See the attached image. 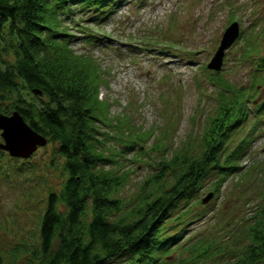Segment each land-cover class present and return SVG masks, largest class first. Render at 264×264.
Returning a JSON list of instances; mask_svg holds the SVG:
<instances>
[{"label":"rangeland","instance_id":"1","mask_svg":"<svg viewBox=\"0 0 264 264\" xmlns=\"http://www.w3.org/2000/svg\"><path fill=\"white\" fill-rule=\"evenodd\" d=\"M89 16L86 10L72 14L75 19ZM66 20L75 35L71 46L94 61L99 71L100 77L93 76L98 86L92 88L98 108L93 114L100 119L97 136L112 159L107 167L124 176L116 198L127 211L142 190H149V176L160 173L162 158L176 150L197 154L201 149L204 129L220 101L219 87L210 78L215 70L208 63L231 22L238 21L245 34L256 22L259 29L264 27V0H122L100 24ZM87 33L94 41L87 40ZM237 46L226 50L220 72L241 83L250 68L233 64ZM259 89L258 94L264 85ZM22 90L26 101L40 99ZM250 126L236 133V141ZM109 134L116 136L106 137ZM124 137L135 142L132 148L124 149ZM251 138L239 162L241 171L222 181L219 194L211 173L179 200L165 230L183 228L184 245L166 254L168 264H187V248L196 242L212 245L193 259L194 264H225L241 247L244 220L264 203V125ZM55 147L51 139L27 159L0 152V252L10 264H29L24 247L39 243V221L49 191L58 192L66 180L64 161L54 153ZM166 170L160 179L164 188L171 181V170ZM208 192L214 194L204 203Z\"/></svg>","mask_w":264,"mask_h":264},{"label":"trees","instance_id":"2","mask_svg":"<svg viewBox=\"0 0 264 264\" xmlns=\"http://www.w3.org/2000/svg\"><path fill=\"white\" fill-rule=\"evenodd\" d=\"M121 2L0 0V100H14L0 103V112L13 107L31 128L55 140L54 153L62 156L67 173L62 188L49 191L39 221V243L24 247L29 264H168L166 254L184 245L183 228L165 230L179 200L211 173L219 194L222 181L241 171L239 162L248 153L251 137L264 125V91L258 94L264 85V27L259 29L256 22L247 34L242 28L234 42L238 53L233 64L250 68L244 74L247 79L231 81L220 72L223 66L210 76L219 87L220 101L204 129L201 149L197 154L176 150L162 158L160 173L149 176V190H142L134 206L123 210L116 191L124 176L107 167L112 159L102 151L100 119L93 114L98 110L92 93L98 82L93 76L99 71L94 61L73 49L75 35L66 24V19L100 24ZM75 10H86L90 16L75 19ZM85 36L92 40L90 33ZM24 88L40 98L38 102L26 101ZM245 124L250 129L236 141ZM126 140L122 144L128 150L135 142ZM166 169L171 170L168 188L160 183ZM253 210L243 222L241 247L225 264H264V203ZM211 245L212 241L196 242L188 247L186 263L194 264L193 259L205 255ZM0 264H10L1 252Z\"/></svg>","mask_w":264,"mask_h":264},{"label":"water","instance_id":"3","mask_svg":"<svg viewBox=\"0 0 264 264\" xmlns=\"http://www.w3.org/2000/svg\"><path fill=\"white\" fill-rule=\"evenodd\" d=\"M225 31L222 33L221 41L215 54L208 63V67L218 70L223 63V57L225 49L233 43L239 35V22L233 21ZM37 93H41L40 90H35ZM24 119L22 114L17 110H12L11 114L0 113V148L7 150L11 156L28 158L36 151L38 146H42L47 143L48 139L45 135L37 132L35 128ZM214 193L208 192L203 197L202 202H207Z\"/></svg>","mask_w":264,"mask_h":264},{"label":"flooded vegetation","instance_id":"4","mask_svg":"<svg viewBox=\"0 0 264 264\" xmlns=\"http://www.w3.org/2000/svg\"><path fill=\"white\" fill-rule=\"evenodd\" d=\"M13 110H15L14 108H13ZM1 113V112H0ZM12 113V111L11 112H7V113H3V114H11ZM0 132H1V130H0ZM0 137H1V134H0ZM0 139H2V137L0 138ZM49 141V140H48ZM39 148V147H38ZM38 148H36V149H38ZM0 152L1 153H8V151L7 150H3L2 148H0ZM9 154V153H8ZM10 155V154H9ZM11 156V155H10ZM14 157V156H13ZM15 158V157H14ZM17 158H23V157H17ZM27 159V158H26Z\"/></svg>","mask_w":264,"mask_h":264}]
</instances>
